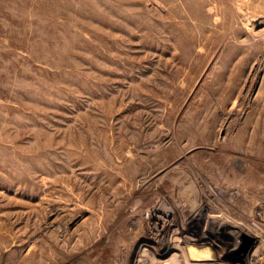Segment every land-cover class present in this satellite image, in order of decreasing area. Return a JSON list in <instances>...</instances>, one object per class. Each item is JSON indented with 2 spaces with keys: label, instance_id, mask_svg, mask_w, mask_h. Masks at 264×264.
I'll return each instance as SVG.
<instances>
[{
  "label": "rangeland",
  "instance_id": "obj_1",
  "mask_svg": "<svg viewBox=\"0 0 264 264\" xmlns=\"http://www.w3.org/2000/svg\"><path fill=\"white\" fill-rule=\"evenodd\" d=\"M263 193L264 0H0V264H260Z\"/></svg>",
  "mask_w": 264,
  "mask_h": 264
},
{
  "label": "built area",
  "instance_id": "obj_2",
  "mask_svg": "<svg viewBox=\"0 0 264 264\" xmlns=\"http://www.w3.org/2000/svg\"><path fill=\"white\" fill-rule=\"evenodd\" d=\"M242 227L244 230L238 235L239 237L236 236V239L242 245L249 246L245 255L255 258L261 252L260 264H264V193L258 203L253 206Z\"/></svg>",
  "mask_w": 264,
  "mask_h": 264
},
{
  "label": "bare ground",
  "instance_id": "obj_3",
  "mask_svg": "<svg viewBox=\"0 0 264 264\" xmlns=\"http://www.w3.org/2000/svg\"><path fill=\"white\" fill-rule=\"evenodd\" d=\"M163 210V209H162ZM159 211V210H158ZM163 212V215L164 216H166V217H169L170 215H173V212L171 211V210H163L162 211ZM161 212V213H162ZM162 215V214H161ZM171 217V216H170ZM173 219V218H172ZM236 221V220H235ZM158 222V221H157ZM159 222H160V220H159ZM165 223H167V222H163V219L161 220V225L163 226ZM237 223H238V221H237ZM172 224V223H171ZM171 240H172V238H171ZM169 241V240H168ZM174 244V243H173ZM176 244V243H175ZM165 245V247L166 248H169V247H172V246H170L171 245V243H169V242H167V243H165L164 244ZM177 246V245H176ZM178 247V246H177ZM259 254H261V252H259ZM257 256V255H256Z\"/></svg>",
  "mask_w": 264,
  "mask_h": 264
}]
</instances>
